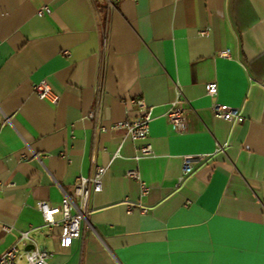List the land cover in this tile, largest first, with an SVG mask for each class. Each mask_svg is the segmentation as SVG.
<instances>
[{"label": "crops", "instance_id": "obj_1", "mask_svg": "<svg viewBox=\"0 0 264 264\" xmlns=\"http://www.w3.org/2000/svg\"><path fill=\"white\" fill-rule=\"evenodd\" d=\"M42 79L53 105L32 90ZM176 86L184 133L165 117ZM134 97L152 108L138 158L144 140L109 128L137 115ZM186 155L201 157L184 173ZM96 165L102 188L62 246L60 212L46 224L37 203L75 199ZM13 243L19 264L36 246L47 264H264V0H0V252Z\"/></svg>", "mask_w": 264, "mask_h": 264}, {"label": "built area", "instance_id": "obj_2", "mask_svg": "<svg viewBox=\"0 0 264 264\" xmlns=\"http://www.w3.org/2000/svg\"><path fill=\"white\" fill-rule=\"evenodd\" d=\"M49 6L44 5L39 8L36 13L43 15L50 13ZM206 29L200 30L201 34L206 33ZM221 56H229V51L221 50ZM33 92L43 101L48 104H55L58 100V95L53 92L50 84L45 80H39L32 84ZM99 91V89H98ZM217 92V84L215 81L206 84V93L214 95ZM130 102L136 105L137 115L132 118H125L123 120L114 122L109 125V128H123L127 135L133 140H144L138 145V154L136 157L146 156L152 154L151 144L146 140L149 122L151 120V106L145 102L142 97L130 98ZM212 113L226 119L227 121H242L243 116L237 108H233L226 104L213 102L211 105ZM188 110L187 102L183 98L181 90L178 86L175 88V96L169 104V108L165 113L166 120L174 133H184L187 131L186 112ZM94 111L89 112L92 116ZM105 129L106 127H102ZM220 147V146H218ZM201 155L191 156L186 155L183 158V172L187 173L192 168L193 160L200 158ZM107 167L102 165L94 166L92 172L86 176H78L73 184V199L67 193H64L59 206H50L47 202L40 201L37 203V208L41 212L44 222L50 224L54 222L53 214L60 212V242L62 246H70L72 240L80 235L81 225L86 222V215L89 210L90 195L94 192H99L102 188V177ZM126 175L130 178L139 181V190L141 195L148 192V186L140 179L136 169H129ZM127 202V212H131L134 204ZM141 212L147 211V207L137 204ZM89 227V225H87ZM4 229L9 230L8 227L3 226ZM20 238H28V231H21ZM18 255V248L16 243L11 244L5 251L0 252V264H19L16 260ZM50 253L40 247L36 246L25 253V264H47V259Z\"/></svg>", "mask_w": 264, "mask_h": 264}]
</instances>
